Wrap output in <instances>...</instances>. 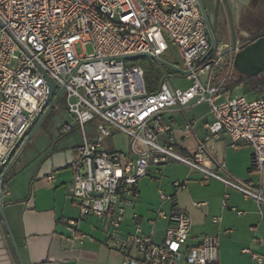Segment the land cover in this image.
Returning <instances> with one entry per match:
<instances>
[{
  "label": "built area",
  "instance_id": "built-area-1",
  "mask_svg": "<svg viewBox=\"0 0 264 264\" xmlns=\"http://www.w3.org/2000/svg\"><path fill=\"white\" fill-rule=\"evenodd\" d=\"M0 22V164L45 104L48 85L42 70L66 93L67 111L83 134L77 157L70 163L69 193L81 218H109L110 239L125 252L122 264H217L218 236L205 234L199 245L188 247L192 220L181 209L173 212L159 244L153 241L154 233H144L140 224L127 240L120 238V228L124 205L138 198L139 183L150 165L183 164L202 173L205 184L220 181L264 204L263 185L233 181L207 164L210 143L227 135L233 149L249 145L254 168L264 170V95L250 99L238 94L216 103L233 77L236 54L250 39L238 34L230 14L226 28L230 36L225 41L213 29L201 0H0ZM78 43L91 44L93 53L77 55ZM171 46L184 64V69L173 67L175 75L190 86L174 87L164 70L157 89L148 91L144 69L130 61L147 58L164 69L161 58ZM202 76H207L205 83ZM192 103H207L214 121L205 125L206 137L188 156L177 150L174 129L163 116ZM96 119L95 137L89 139L86 125ZM194 123L185 124V133L193 131ZM109 127L130 139L129 154L106 152L105 141L112 135ZM72 129L73 124L63 127L64 132ZM220 169L224 172L225 165ZM185 185L173 183L177 191ZM161 199L174 201L165 194ZM159 216L166 217L164 212ZM212 222L218 225L221 218ZM132 247L136 256L129 252ZM244 253L264 264V255L249 249Z\"/></svg>",
  "mask_w": 264,
  "mask_h": 264
},
{
  "label": "crops",
  "instance_id": "crops-1",
  "mask_svg": "<svg viewBox=\"0 0 264 264\" xmlns=\"http://www.w3.org/2000/svg\"><path fill=\"white\" fill-rule=\"evenodd\" d=\"M222 1L207 0L211 10L208 14L201 0L207 18L221 41L230 36L226 29L230 12L242 37H254L259 32V25H264V0ZM218 11L220 31L216 19ZM159 81L150 84L151 90L145 81L148 91L157 89ZM237 89L243 90V85L235 83L233 74L219 100L227 96V101L244 94L243 91L235 92ZM57 105H54V118L58 114ZM65 110L66 114L61 115L56 129L47 133V138L34 134L4 174V194L0 205V264H17L6 229L21 264L123 263L125 252L110 239L112 227L109 218H81L80 210L69 193L73 180L70 163L77 157L83 134L74 124L66 106ZM51 118L39 128L49 125ZM163 119L174 129L177 150L192 156L199 142L206 137L205 125L214 121V115L207 103H192L185 109L169 110ZM188 121L195 123L193 131L187 134L184 126ZM67 124H73L70 132L63 131ZM96 125L93 122L86 125L89 139L95 137ZM52 142H55L53 147ZM209 147L207 164L213 170L233 181L264 186V170L261 172L254 168L253 151L249 145L233 149L230 138L221 135ZM119 153L129 154V149ZM222 165H225L224 172L220 169ZM203 179L202 173L180 163H168L161 167L150 165L147 176L139 183L138 198L124 205L120 238L127 240L135 232V226L140 224L144 233H154L155 243H162L171 225L173 212L181 209L192 220L188 247L199 245L205 234L217 235V264H256L251 254L244 253V250L264 255V204L258 205L255 200L220 181L211 180L205 184ZM175 182H185V188L177 191L173 187ZM161 194L174 197V201L162 200ZM194 203L204 205L195 206ZM160 212H164L166 217L161 218ZM214 217L221 218L218 225L213 224ZM71 221L75 224L72 225ZM129 252L137 255L135 247Z\"/></svg>",
  "mask_w": 264,
  "mask_h": 264
},
{
  "label": "rangeland",
  "instance_id": "rangeland-1",
  "mask_svg": "<svg viewBox=\"0 0 264 264\" xmlns=\"http://www.w3.org/2000/svg\"><path fill=\"white\" fill-rule=\"evenodd\" d=\"M203 4L205 5V8L207 9L208 14H210L211 10L207 5V0H202ZM216 12V9H215ZM216 19L218 21V29L219 31L221 30V21H220V13L218 11V13L216 14ZM75 51L77 53V55H84V54H92L94 49L93 46L91 44H87V45H83L82 43H78L75 46ZM161 61L163 63V67L164 69H162V66L160 65V63L158 61H153V63H151V70L149 72V74L147 75V81L149 83H154L157 82L158 80V73H160V75L163 73V71H167L169 73V75H171V80H172V84L174 85V87L176 88H182V89H186L187 87H189L190 82H188L186 79H184L183 77H181L180 75H175V70H173V67L178 66L179 69H184V64L182 62V58L180 57L178 51L176 50V48L174 46H171L170 50L165 53L162 58ZM130 65H137L136 62H131ZM207 76H202L201 80L202 82H206ZM243 91L244 89H237L235 92H240ZM264 93V92H263ZM58 94L59 95V99L57 100L56 103H58L57 107L58 109V114L57 117H52L51 118V122L49 123V125H45V127L39 128L36 127L34 129V131L32 132V136L34 134H38V135H45V137H48L49 132H53L56 129V125L59 123L60 119H61V115H65L66 114V110H65V106H66V93L62 92L61 89L58 90ZM247 96H249L250 98L254 97V96H259V94H262L261 92L258 93H253L252 91H249L246 93ZM228 97L225 96L223 99L216 101L217 104L225 101ZM55 103V104H56ZM94 124H98L99 120H95L93 122ZM112 135L110 138L107 139L106 145H105V150L108 153L113 152H126L129 149V142L130 139L123 133H120L118 131H115L114 129H112L111 127H109ZM80 130V129H79ZM36 134V135H37ZM37 135V136H38ZM37 139V138H36ZM36 141V140H35ZM55 142H52L51 145L52 147L54 146Z\"/></svg>",
  "mask_w": 264,
  "mask_h": 264
},
{
  "label": "water",
  "instance_id": "water-1",
  "mask_svg": "<svg viewBox=\"0 0 264 264\" xmlns=\"http://www.w3.org/2000/svg\"><path fill=\"white\" fill-rule=\"evenodd\" d=\"M229 14L233 23L232 13L230 12ZM0 27H2L1 22H0ZM233 28H235L234 24H233ZM234 34H235V29H234ZM235 43H236V38H235ZM234 68L239 74L246 77H254L264 71V37L257 39L255 42H248L246 45H244L241 48V51L237 53L235 56ZM41 73L44 76L48 85L47 99L42 109L34 117L27 131L17 141V143L15 144V146L13 147V149L11 150L5 161L2 164H0L1 188H3L4 174L9 169L11 164L16 160V158L24 149L28 141L31 139L32 132L34 131V129L42 124V121L44 120L47 113L50 111V109L55 105V103L59 99L60 94L57 93L58 84L56 83V81L44 71L41 70ZM93 196H97V195L93 194ZM6 232L9 239V243L12 247L14 256L16 258L17 264H21L18 259V255L15 250L14 244L9 237L7 229Z\"/></svg>",
  "mask_w": 264,
  "mask_h": 264
},
{
  "label": "trees",
  "instance_id": "trees-1",
  "mask_svg": "<svg viewBox=\"0 0 264 264\" xmlns=\"http://www.w3.org/2000/svg\"><path fill=\"white\" fill-rule=\"evenodd\" d=\"M131 62H136L137 66H140L144 69L145 71V81L146 84L149 85V89L151 90L152 88L150 87V84L147 81V75L149 74L150 70H151V63H153V60L147 59V58H137V59H133L130 61ZM158 79H160V73H158ZM234 78H235V83L238 85H243V89H244V94H246L249 91H252L253 93H258L261 92L262 94H259V96L264 95V71L254 77H246L243 76L241 74H239L236 70L234 72ZM247 95V94H246ZM54 106L50 109V111L47 113V115L45 116L44 120L42 121H48L51 117L52 114L54 113ZM6 182V180H4V183Z\"/></svg>",
  "mask_w": 264,
  "mask_h": 264
},
{
  "label": "flooded vegetation",
  "instance_id": "flooded-vegetation-1",
  "mask_svg": "<svg viewBox=\"0 0 264 264\" xmlns=\"http://www.w3.org/2000/svg\"><path fill=\"white\" fill-rule=\"evenodd\" d=\"M261 37H264V25H259V32L249 39L248 42H255L257 39H260Z\"/></svg>",
  "mask_w": 264,
  "mask_h": 264
}]
</instances>
